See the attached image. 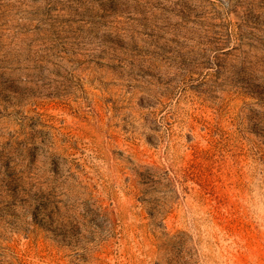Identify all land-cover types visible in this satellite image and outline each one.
I'll list each match as a JSON object with an SVG mask.
<instances>
[{
    "label": "rangeland",
    "instance_id": "rangeland-1",
    "mask_svg": "<svg viewBox=\"0 0 264 264\" xmlns=\"http://www.w3.org/2000/svg\"><path fill=\"white\" fill-rule=\"evenodd\" d=\"M0 264H264V0H0Z\"/></svg>",
    "mask_w": 264,
    "mask_h": 264
}]
</instances>
